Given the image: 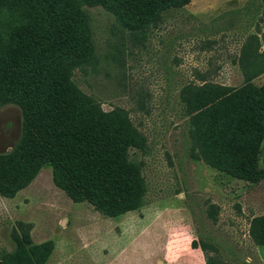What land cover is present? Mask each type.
I'll use <instances>...</instances> for the list:
<instances>
[{"label":"rangeland","instance_id":"obj_1","mask_svg":"<svg viewBox=\"0 0 264 264\" xmlns=\"http://www.w3.org/2000/svg\"><path fill=\"white\" fill-rule=\"evenodd\" d=\"M93 57L75 83L105 110L127 111L147 137L138 152L145 204L114 217L74 201L44 164L13 196L0 193V264H264L258 244L264 176L245 179L193 158L182 85L240 86L242 63L264 52V0H190L141 36L101 5L83 6ZM243 56V57H242ZM264 84V74L253 80ZM21 107L0 101V155L20 143ZM133 151L136 150H132ZM257 164L264 170V141Z\"/></svg>","mask_w":264,"mask_h":264},{"label":"trees","instance_id":"obj_2","mask_svg":"<svg viewBox=\"0 0 264 264\" xmlns=\"http://www.w3.org/2000/svg\"><path fill=\"white\" fill-rule=\"evenodd\" d=\"M190 0H0V101L15 102L25 118L22 139L0 155V193L13 196L44 164L74 201L86 200L108 217L136 210L149 190L144 161L147 137L127 111L105 110L75 83L77 68L93 57L83 6L111 10L141 36L165 13ZM259 40H264L258 37ZM243 57V56H242ZM244 83L204 80L182 85L186 141L193 158L254 180L264 176L257 155L264 141V52L242 63ZM132 150H136L133 151ZM257 243L264 245V217ZM206 264H217L200 246Z\"/></svg>","mask_w":264,"mask_h":264},{"label":"crops","instance_id":"obj_3","mask_svg":"<svg viewBox=\"0 0 264 264\" xmlns=\"http://www.w3.org/2000/svg\"><path fill=\"white\" fill-rule=\"evenodd\" d=\"M264 74V73H263Z\"/></svg>","mask_w":264,"mask_h":264}]
</instances>
